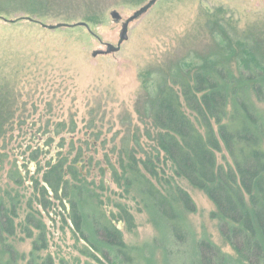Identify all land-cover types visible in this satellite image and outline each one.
<instances>
[{
  "label": "rangeland",
  "instance_id": "374dc122",
  "mask_svg": "<svg viewBox=\"0 0 264 264\" xmlns=\"http://www.w3.org/2000/svg\"><path fill=\"white\" fill-rule=\"evenodd\" d=\"M148 1L0 0V198L18 202L17 222L33 199L46 225L41 256L50 254L55 264H104L60 213L58 202L49 197L51 206L44 209L33 193L34 181L43 183L48 165L77 159L108 212L121 203L132 214L131 230L122 221L115 223L134 247L135 264H198L197 243L203 239L229 264H244L220 234L216 207L206 192L175 174L157 143L144 100L161 82L172 83L175 72L179 79L190 76L210 58L227 62L235 75L238 60L251 53L264 60V0H157L129 23L119 51L93 56L106 49L105 43L116 45L122 23ZM112 10L121 15L119 21L111 17ZM59 24L64 26H42ZM253 101L264 123V103ZM125 149L155 162L163 181L189 194L193 211L177 204L185 241H177L165 222L156 221L134 191L117 181ZM216 157L223 163L227 154L222 149ZM82 228L95 244L89 225ZM37 234L34 230L28 238L17 228L11 242L24 255L18 264H27Z\"/></svg>",
  "mask_w": 264,
  "mask_h": 264
},
{
  "label": "trees",
  "instance_id": "16d2710c",
  "mask_svg": "<svg viewBox=\"0 0 264 264\" xmlns=\"http://www.w3.org/2000/svg\"><path fill=\"white\" fill-rule=\"evenodd\" d=\"M227 64L210 58L190 76L179 79L175 72L172 83L161 82L147 94L144 107L146 104V114L157 129V143L175 174L204 190L215 205L213 216L218 219L220 234L244 264H264V123L253 101L264 103V60L252 53L238 60L237 75ZM229 100L231 111L223 122ZM222 149L227 158L218 163L216 153ZM121 154L117 181L132 189L143 208L156 221H164L177 241H185L187 231L180 223L177 204L193 211L189 194L163 181L150 159L137 158L126 149ZM76 160L48 165L43 183L34 181L35 199L44 209L51 206L49 197L55 199L60 213L71 220L73 230L98 252V257L92 255L94 258L104 264H135L134 247L124 241L115 223L122 221L131 230L132 214L121 203L115 204L116 212L109 213L90 187L94 182L86 181ZM32 201L27 203L23 221L17 222L18 202L0 198V264H18L24 259L11 242L18 227L28 238L34 230L38 232L27 264H55L50 254H39L47 246L46 225ZM83 223L89 225L95 244L84 235ZM197 259L198 264H229L225 255L205 239L197 243Z\"/></svg>",
  "mask_w": 264,
  "mask_h": 264
},
{
  "label": "water",
  "instance_id": "95a60500",
  "mask_svg": "<svg viewBox=\"0 0 264 264\" xmlns=\"http://www.w3.org/2000/svg\"><path fill=\"white\" fill-rule=\"evenodd\" d=\"M157 0H149L146 4L142 5L139 9H137L130 17H128L121 26V31L119 34V40L116 45L112 43H105V50H97L93 53V56L98 55V54H109V53H115L119 51L121 44L127 40L128 38V25L130 22L138 19L141 15L146 13L156 2ZM111 17L115 21H119L121 19V15L116 11L112 10L110 13ZM29 19V18H27ZM77 25H84L87 27L86 23L79 22ZM44 27H47L49 29H53L59 26H64V24H59V25H42Z\"/></svg>",
  "mask_w": 264,
  "mask_h": 264
}]
</instances>
